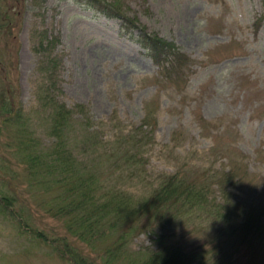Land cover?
Wrapping results in <instances>:
<instances>
[{"label":"rangeland","instance_id":"1","mask_svg":"<svg viewBox=\"0 0 264 264\" xmlns=\"http://www.w3.org/2000/svg\"><path fill=\"white\" fill-rule=\"evenodd\" d=\"M119 1L150 32L174 40L194 61L179 82L167 78L143 48L120 33L117 19L74 0H0L7 12L21 16L12 17L11 29L0 25V96L1 88L10 85L37 135L49 144L47 116L38 111L37 92L51 59L57 58L54 96L76 109L75 117L90 118L89 130L100 139L92 149L102 159L103 150L119 155V168L106 173L109 184L142 196L161 175L182 165L222 169L229 161L248 172V179L230 192L234 218L241 219L249 202L264 197V23L257 31L253 27L262 13L261 0ZM199 115L208 122L205 128ZM11 132L0 131L1 147L12 145ZM4 148L0 186L19 198L14 209L22 218L0 214V264H69L32 238L38 232L50 242L65 235L64 225L47 212L48 195L26 177L11 149ZM72 148L83 155L80 147ZM223 197L212 188L210 204ZM185 221L177 225L179 232L188 233L203 218ZM208 224L205 220L199 234L191 232V241L212 233ZM154 238L140 233L129 248H155ZM238 261L264 264V237L241 249Z\"/></svg>","mask_w":264,"mask_h":264},{"label":"trees","instance_id":"2","mask_svg":"<svg viewBox=\"0 0 264 264\" xmlns=\"http://www.w3.org/2000/svg\"><path fill=\"white\" fill-rule=\"evenodd\" d=\"M74 1L118 19L120 33L139 44L167 78L179 82L183 70L193 64L173 40L149 32L137 17L124 10L119 0ZM18 2L21 4V0ZM261 2L263 13L253 22L255 31L264 21V0ZM6 10L0 5V25L11 29L12 17L21 18L20 12L11 15ZM50 63L37 92L38 111L47 116V134L52 139L49 144L37 135L31 115L11 95L14 92L10 85L1 88L0 96V131H12L9 134L12 145L6 143L7 147L0 146V150L11 149L10 154L24 168L26 177L48 195L47 212L64 225L65 235L50 242L38 232L32 238L50 246L69 264H239V251L264 237V200L250 202L243 218H234L236 207L230 201L229 189L248 178L246 169L231 162L229 168L195 171L182 165L173 174L161 175L150 193L142 196L109 184L106 173L119 168L116 164L119 155L103 150L106 159H102L92 149L100 145L99 136L90 132L88 116L75 117L76 109H69L56 99L54 79L59 60L52 58ZM77 109L83 112L84 106L79 104ZM198 120L204 128L207 126L208 122L200 115ZM72 146L80 147L83 155L76 154ZM114 158L117 160L113 162ZM213 187L225 197L210 204ZM18 199L0 186V213L13 220L22 218L14 209ZM196 215L203 221L194 223L188 233L179 232L177 225ZM205 220L213 228L212 233L203 237V241H191L189 234L198 233ZM20 226V232L25 234ZM146 232L155 235V248H129L134 236Z\"/></svg>","mask_w":264,"mask_h":264},{"label":"bare ground","instance_id":"3","mask_svg":"<svg viewBox=\"0 0 264 264\" xmlns=\"http://www.w3.org/2000/svg\"><path fill=\"white\" fill-rule=\"evenodd\" d=\"M12 23H13V20L10 22V27L12 28L13 26H12ZM16 23V22H15ZM14 23V24H15ZM20 101V100H19ZM1 119V118H0ZM6 192H8L9 194H12L11 192H9V191H6ZM10 209H12V208H10ZM16 212L18 213V211L16 210ZM20 212V211H19ZM1 214V213H0ZM1 215H3V214H1ZM4 216V215H3ZM8 217V216H7Z\"/></svg>","mask_w":264,"mask_h":264}]
</instances>
